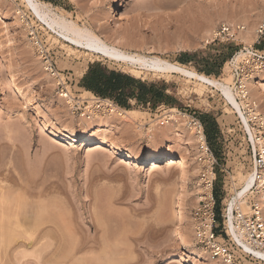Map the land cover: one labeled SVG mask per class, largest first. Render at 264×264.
<instances>
[{
  "label": "rangeland",
  "instance_id": "rangeland-1",
  "mask_svg": "<svg viewBox=\"0 0 264 264\" xmlns=\"http://www.w3.org/2000/svg\"><path fill=\"white\" fill-rule=\"evenodd\" d=\"M39 1L80 26H94L97 18L93 16L104 5L108 31L105 29L101 37L109 43L118 40L119 46L132 53L177 63L213 79L230 78L231 86L225 63L249 44L240 35L233 43L207 41L220 24L248 30L247 20L254 41L264 23V0H101V5L92 3L94 0ZM30 21L53 52L54 76L45 72L31 43L26 27ZM56 38L21 0H0V165L5 170L1 168L0 177L6 178L12 189L14 185L30 186L29 192L18 189L16 195L27 198V204L37 203L40 209H33L39 212L38 217L34 215L40 220L38 226L31 228L26 220L31 229L24 226L22 230L2 231L0 264H223L196 244L193 212L200 202L196 198L201 178L192 172L202 168L197 145L190 148L184 162L187 177L170 161L154 167L150 156L168 147L178 155L180 135L187 136L189 126L185 124L189 125L190 117H205L215 123L217 131L208 144L217 162L214 210L217 230L222 233L227 219L221 215L234 191L240 189L242 177L252 171V154L244 138L247 132L238 115L234 110L226 111L228 106L220 93L197 85L195 80L178 74H134L131 69L135 66L129 64L86 55L83 50L69 53ZM253 47L264 51V36ZM183 54L188 57L181 64ZM94 63L155 83L163 90L167 98L160 99L154 108L136 103L129 107L138 120L154 127L153 146L143 139L128 143L129 133L107 120L105 126L117 137L114 147L89 151L101 138L94 129L103 124L100 117L108 113L102 98L84 94L81 88L83 75ZM60 79L63 82L56 85ZM67 88L81 100L83 109L88 104L99 106L91 110L93 113H85L89 127L76 124L74 133L61 128L64 108L60 93ZM261 194L253 199L258 200ZM24 199L18 200L22 206ZM246 202L249 208L248 199ZM23 209L21 221L29 215H24ZM222 237L232 248L225 235ZM184 253L186 260L180 262ZM235 254L239 264H264L250 254Z\"/></svg>",
  "mask_w": 264,
  "mask_h": 264
},
{
  "label": "bare ground",
  "instance_id": "bare-ground-1",
  "mask_svg": "<svg viewBox=\"0 0 264 264\" xmlns=\"http://www.w3.org/2000/svg\"><path fill=\"white\" fill-rule=\"evenodd\" d=\"M21 1L27 7V9H29L33 13V15L52 34H55L57 38L62 41L60 42L61 47H63L65 51L69 53L73 54L75 52H80V50H83V53H85L86 55H97L98 57L100 56L110 61L120 62L123 64H129L135 67L136 66L139 67V68L132 67L131 72H133L134 74H140L143 72L153 73L154 75L162 74L166 76H170L172 74H178L180 76L187 78L188 80H195L197 82V85L199 86H202L204 88L210 87L211 89L220 93V96L223 97L224 101L228 106L226 107V111H231V110L235 111V113L238 115L239 119L241 120L242 125L245 127L250 139L253 140L254 132L251 131L247 118L243 114L240 104L236 99V94L232 89L230 78H226L224 80L213 79L205 75L197 74L194 71L187 69L185 66L177 63H170L160 58L146 57L138 53H132L126 46H119L120 42L118 40L109 43L107 40L101 37L102 33L108 29L107 26L104 27L105 26L104 17L106 15L107 9L106 6L101 5V0H94L92 2L101 5V7L99 8L100 10L98 11L99 13L96 16H93L97 18V20H95V25L92 24L93 21L91 23L94 26H86L85 24L80 26L76 22L68 19L62 14L53 13V11L50 9V6L39 0H21ZM19 13L20 12L18 11V14ZM245 23L248 26V30L245 27V31L241 33L240 36H242V39L246 44L251 45L256 40L253 41L251 37V28H250L249 20L245 21ZM241 56L242 54L239 55V57ZM134 74L132 75L136 77V75ZM62 82L63 80L60 79L59 83L57 82L56 85H59ZM66 90H67L66 92L62 91L60 93V98L63 99L60 101L64 108V109L62 108L63 113H61L62 114L61 128L63 130H69V131L71 130L74 133L75 132L74 127L76 124H78V126L84 124L85 127H89L90 124L87 125V123L85 122L86 120L85 113L86 112L89 113L92 109H99V106L88 104L85 105L83 109V106L81 105V100L76 98L68 88ZM84 94L91 95V93L85 91ZM250 99L255 101V106H256L255 111L261 117L260 120L262 126L264 127V83L262 81L257 83L253 82L251 84ZM102 101L106 103V109H107L106 112L108 113L107 114L105 113L106 115L103 118L99 116L101 123H103L104 125L103 124L99 125L97 129L92 128L95 131L94 134L99 135L101 138L89 146L90 152L97 153L98 151L104 150L105 148L114 147L117 137L115 133H113L112 131H110V129L107 128L108 125L107 127L105 126L107 124V120H112L113 122H117L116 124L118 126V130L122 129L127 133H129L130 140L128 143L136 144L143 139L144 143L147 144L148 146H153L155 144L156 138H155L154 127L148 126L144 122L138 120L134 111L122 110L116 105L110 104L109 100H102ZM77 111L79 112L77 113ZM172 116L171 118L173 119L174 117ZM182 118H185V116ZM185 125L189 126L188 123ZM180 141H181V145L179 146L180 153L176 156L173 154L171 147H168V149L161 154H156V153L152 154L150 156V160H152V162L154 163L153 166L155 167L156 163L159 162L170 161L171 164H178L180 167L181 175L183 177L184 176L187 177L188 174L184 167L185 159L190 154V148L197 143L199 144V142H203V139L201 138V135H197L196 133H194V129L189 126V132L187 133V136L180 135ZM89 142L91 141L89 140ZM176 160H178V162H176ZM1 168H3L2 165H0V176L2 175L1 174L2 170H4V168L2 170ZM200 169L201 168L195 169L192 172V174L195 175V177L196 176L199 177V179L202 174V171H200ZM251 172L245 175L244 177H242L240 189L235 190L236 192H234V197L232 201L228 204V210L226 216L227 221L225 223L227 224L226 227L232 240H234L246 253L250 254L257 260L264 262V249L260 250L249 246L243 240V238L235 232L233 227V215L231 214L234 206L239 207L243 212L249 210L246 200L248 199L251 188L253 187L254 178H255L254 171L252 170ZM6 183H7L6 178L4 180L1 179L0 177V234L2 235V233L5 230L6 231H9L11 229L22 230L21 228H24V226H26V224L24 223L26 222V220L29 221L28 223L31 225L30 226L31 228L33 227L32 225L38 226L40 220L34 218V215L35 217L39 216V212L38 214L34 213L35 211L40 210L38 204L35 202L34 204L32 203V201H31L32 204L30 203V201H29L30 204H27L28 202L26 200L27 198L26 199L23 198L24 201H26V204L25 202H23L22 203L23 206H22L18 200H23V199H20L16 195V193H18L20 190H24V193L25 191L29 192L31 187L26 184L19 186L14 185L13 187L14 189H12V187L11 186L8 187ZM197 183H199V185H197L198 187L197 190L198 191L200 190L198 194L201 197L199 196L196 199L202 200L203 198L202 196L205 193V190L204 192L203 191L201 192V188H203L201 187L203 181L200 179V181H198ZM259 192L261 194L262 190H260ZM263 198H264L263 194H261L258 197V201L261 202L262 204H264ZM42 206L44 205L42 204ZM23 207L24 208L26 207V209H23ZM35 207L36 209H34ZM245 208L248 209L246 210ZM22 209L23 211L26 212L24 213V215L29 214L27 216L28 218H26V216H23V218H26L24 219V221L20 220L21 219L20 215L21 216L23 215V213L20 214L21 212L20 210ZM41 209H44V207ZM26 210L28 211V213ZM34 219L37 220L35 222L36 224H34ZM28 223H27L28 226H26L27 229L30 228ZM190 236H193V233H190ZM190 246L192 245L190 244ZM186 257H187L186 253H184L183 256H180V262L185 261Z\"/></svg>",
  "mask_w": 264,
  "mask_h": 264
},
{
  "label": "built area",
  "instance_id": "built-area-1",
  "mask_svg": "<svg viewBox=\"0 0 264 264\" xmlns=\"http://www.w3.org/2000/svg\"><path fill=\"white\" fill-rule=\"evenodd\" d=\"M28 36L36 50L37 56L43 61L44 69L54 76L56 63L53 59V52L42 40L37 26L33 22H27ZM245 31V26L232 27L227 24H220L213 32L210 42L207 43H233L238 40V36ZM257 40L251 46L242 48L232 54L225 63V68L232 78V89L236 94V99L240 104L243 114L246 116L250 129L253 133V140L246 133V149L252 154V170L254 171V184L251 188L248 204L249 210L243 212L239 207L233 208V227L235 232L251 247L264 249V211L258 200H254V195L260 194L264 189V127L261 117L255 111V101L250 99L251 84L257 82L264 83V51H259L253 46L259 44V39L264 36V23L257 31ZM242 54L241 57L239 55ZM109 100V99H103ZM110 104L114 105L111 100ZM116 105V104H115ZM117 106V105H116ZM189 126L194 129V133L201 135L203 142L197 143L198 163L201 165V180L205 193L199 206L193 212L194 234L196 244L202 248L212 259L221 261L223 264H239L235 253H241L249 257L244 250L228 234L225 222L223 221L222 233L217 230V216L215 214V198L213 194V181L215 179L214 167L217 164L214 154L209 149V144L205 135L204 125L197 117H190ZM244 132H247L244 130ZM255 143V144H254ZM235 192V191H234ZM234 197V196H233ZM233 199V198H231ZM227 210L221 215L226 219ZM222 234L230 241L232 248L225 243Z\"/></svg>",
  "mask_w": 264,
  "mask_h": 264
},
{
  "label": "trees",
  "instance_id": "trees-1",
  "mask_svg": "<svg viewBox=\"0 0 264 264\" xmlns=\"http://www.w3.org/2000/svg\"><path fill=\"white\" fill-rule=\"evenodd\" d=\"M185 57L188 56L183 54L179 59L181 64L184 63ZM80 83L81 88L84 89L83 91L102 99H109L117 107L124 108L123 110H131L129 109L131 101L154 108L159 104L160 99L167 98L163 90H160L155 83L141 82L122 72L110 70L100 63L90 65ZM200 121L204 125L205 135L210 144L213 139V133L217 131L216 125L205 117L200 119ZM214 197L218 198L215 190ZM217 202L219 203V199Z\"/></svg>",
  "mask_w": 264,
  "mask_h": 264
},
{
  "label": "crops",
  "instance_id": "crops-1",
  "mask_svg": "<svg viewBox=\"0 0 264 264\" xmlns=\"http://www.w3.org/2000/svg\"><path fill=\"white\" fill-rule=\"evenodd\" d=\"M130 103H134L133 101H131Z\"/></svg>",
  "mask_w": 264,
  "mask_h": 264
}]
</instances>
